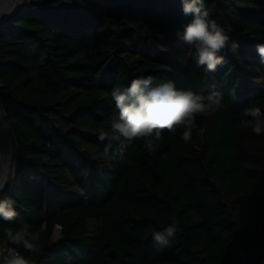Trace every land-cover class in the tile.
I'll list each match as a JSON object with an SVG mask.
<instances>
[{
    "label": "trees",
    "instance_id": "1",
    "mask_svg": "<svg viewBox=\"0 0 264 264\" xmlns=\"http://www.w3.org/2000/svg\"><path fill=\"white\" fill-rule=\"evenodd\" d=\"M238 49L216 72L196 67L182 39L192 19L180 0H30L0 23V103L15 161L10 198L41 233L30 264H264V135L241 128L264 110V0H204ZM152 75L178 88L219 91L222 106L184 143L163 133L155 156L142 141L98 139L117 84ZM14 158V157H13ZM175 215L180 231L158 249L153 231ZM56 226L59 240H53Z\"/></svg>",
    "mask_w": 264,
    "mask_h": 264
},
{
    "label": "clouds",
    "instance_id": "2",
    "mask_svg": "<svg viewBox=\"0 0 264 264\" xmlns=\"http://www.w3.org/2000/svg\"><path fill=\"white\" fill-rule=\"evenodd\" d=\"M30 2V0H21ZM182 12L192 19L184 26L181 39L191 49V58L196 67L206 72H216L226 60L220 55L225 49L236 50L238 42L231 41L230 36L216 19L210 16L204 7V0H180ZM2 15V13H0ZM260 62L264 64V43L256 45ZM152 75L133 78L127 86L115 85L110 93L115 111L110 118V129L98 130V139L110 142L105 146L107 153L111 149V141L121 142L118 154L124 156L125 149L135 141H142L144 151L151 156L163 141L164 131L175 135L182 129L181 139L189 143L194 130L199 125L197 117H211L222 106L223 95L219 91L208 94L196 93L190 89L178 88L174 81L156 82ZM4 114L0 104V116ZM245 117L240 121L241 128H250L256 136L264 135V110L260 106L246 107ZM7 180H0V193L7 186ZM18 212L10 198L0 199V219L8 225L17 223ZM169 223L162 231H153L155 247L167 249L171 241L180 231V220L172 215ZM3 236L6 245L0 252V264H30L17 247L31 254L42 252L41 233L31 231L26 221L21 219L18 227H5Z\"/></svg>",
    "mask_w": 264,
    "mask_h": 264
},
{
    "label": "bare ground",
    "instance_id": "3",
    "mask_svg": "<svg viewBox=\"0 0 264 264\" xmlns=\"http://www.w3.org/2000/svg\"><path fill=\"white\" fill-rule=\"evenodd\" d=\"M16 1L17 0H0V3H14ZM14 151L15 143L13 134L7 123L5 114H3L0 116V180H4L7 172L8 174L10 173Z\"/></svg>",
    "mask_w": 264,
    "mask_h": 264
},
{
    "label": "water",
    "instance_id": "4",
    "mask_svg": "<svg viewBox=\"0 0 264 264\" xmlns=\"http://www.w3.org/2000/svg\"><path fill=\"white\" fill-rule=\"evenodd\" d=\"M28 2H21V0H17L14 3L11 2H4L0 3V23L3 22L7 17L13 15L17 11L23 9ZM9 174L8 172L5 174V178L8 181Z\"/></svg>",
    "mask_w": 264,
    "mask_h": 264
},
{
    "label": "rangeland",
    "instance_id": "5",
    "mask_svg": "<svg viewBox=\"0 0 264 264\" xmlns=\"http://www.w3.org/2000/svg\"><path fill=\"white\" fill-rule=\"evenodd\" d=\"M14 161H15V155H14V158H13V161H12L10 173L12 171V168H13V165H14ZM10 173H9V175H10ZM60 236H61V227L60 226H56L55 229H54V233H53V240L54 241L59 240Z\"/></svg>",
    "mask_w": 264,
    "mask_h": 264
},
{
    "label": "built area",
    "instance_id": "6",
    "mask_svg": "<svg viewBox=\"0 0 264 264\" xmlns=\"http://www.w3.org/2000/svg\"><path fill=\"white\" fill-rule=\"evenodd\" d=\"M7 246H10V245H6L5 241L0 239V252H2L4 250V248Z\"/></svg>",
    "mask_w": 264,
    "mask_h": 264
}]
</instances>
